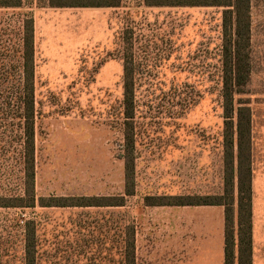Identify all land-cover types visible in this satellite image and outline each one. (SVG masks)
I'll use <instances>...</instances> for the list:
<instances>
[{"label": "rangeland", "instance_id": "obj_1", "mask_svg": "<svg viewBox=\"0 0 264 264\" xmlns=\"http://www.w3.org/2000/svg\"><path fill=\"white\" fill-rule=\"evenodd\" d=\"M251 2V75L245 94L236 96L235 103L241 100L252 110L255 161L260 165L264 0ZM30 11L35 21L40 111L36 125L37 196L113 197L124 198L126 203L123 208L96 210L37 207L21 212L0 208V264H22L21 245L11 238V220L17 216L45 222L42 241L62 242L59 235L82 212H108L119 225L125 214L135 222L146 217L162 222V214L157 212L163 209L147 211L145 196L182 193L181 182L186 176L202 177L203 189L212 176L214 180L224 177L225 127L219 94L221 9L147 8L139 0H129L117 9L33 7ZM128 32L140 66V75L135 76L133 115L136 196L131 198L124 191L129 120L123 115L121 60L127 56ZM1 118L0 154L7 150L2 136L9 130ZM233 133L237 167L236 128ZM0 158L3 197L9 190L5 175L9 160L6 155ZM196 162L200 163L197 174L192 171Z\"/></svg>", "mask_w": 264, "mask_h": 264}, {"label": "trees", "instance_id": "obj_2", "mask_svg": "<svg viewBox=\"0 0 264 264\" xmlns=\"http://www.w3.org/2000/svg\"><path fill=\"white\" fill-rule=\"evenodd\" d=\"M126 1L129 0H0V116L6 129L9 127L6 132L8 135L2 136L6 141L7 150L0 154L1 157L6 155L9 160V168L5 172L9 190L4 191L7 193L6 196L0 197V208L26 212L33 211L37 207L82 210L125 207L124 198L37 196L36 125L40 111L36 94L35 21L30 10L33 7L117 9ZM139 1L147 8H219L222 10L223 35L219 70L221 89L219 94L225 127L222 193L210 196L148 195L143 198L144 206L224 207L225 264H235L236 247L238 248L237 264H252V110L241 100L235 103L236 96L245 94L244 89L250 81L252 2L251 0ZM8 11L12 13L9 15ZM130 35L131 33L128 32L125 37L127 56L121 59L123 115L129 120L126 124L128 132L125 146L124 187L125 196L128 198L136 196L133 115L135 76L140 75V66L134 59L135 43ZM234 128L237 135V167L234 164ZM107 214L108 212L80 213L75 222H71V227L59 235L63 241L56 240L57 243L51 244L41 239L45 233L43 231L45 222L35 217L22 220L17 216L11 220L10 227L13 233L11 238L21 245L22 264H135L136 222L129 214H125L122 224L119 225L111 214Z\"/></svg>", "mask_w": 264, "mask_h": 264}, {"label": "crops", "instance_id": "obj_3", "mask_svg": "<svg viewBox=\"0 0 264 264\" xmlns=\"http://www.w3.org/2000/svg\"><path fill=\"white\" fill-rule=\"evenodd\" d=\"M262 132L264 136V131ZM255 143L252 120L251 263L264 264V141H262L260 165L255 161ZM199 164L194 163L196 168L192 171L195 174L200 170ZM202 184V177L186 176L181 182L184 191L174 195H219L222 193L223 177L221 179L219 176V179L217 177L214 180L212 176L204 189L201 187ZM145 209L147 211L163 209L162 212H157L162 214V222L149 221V217L136 222L135 264H225L224 207L145 206ZM234 253L237 264V247Z\"/></svg>", "mask_w": 264, "mask_h": 264}]
</instances>
